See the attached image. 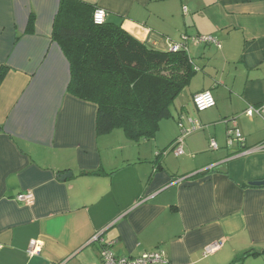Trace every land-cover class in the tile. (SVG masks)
Instances as JSON below:
<instances>
[{"label":"crops","instance_id":"1","mask_svg":"<svg viewBox=\"0 0 264 264\" xmlns=\"http://www.w3.org/2000/svg\"><path fill=\"white\" fill-rule=\"evenodd\" d=\"M82 1L151 48L184 44L196 73L152 138L99 134L98 105L68 92L53 40L60 0H0V264H103L104 245L119 257L162 251L159 264H264V186L252 184L264 149L250 151L264 143V0ZM204 90L217 105L198 112ZM232 118L244 142L230 147ZM191 119L203 127L176 155ZM28 192L32 202L16 199Z\"/></svg>","mask_w":264,"mask_h":264},{"label":"trees","instance_id":"2","mask_svg":"<svg viewBox=\"0 0 264 264\" xmlns=\"http://www.w3.org/2000/svg\"><path fill=\"white\" fill-rule=\"evenodd\" d=\"M95 8L82 0H60L53 40L70 63L68 92L98 105L99 134L120 128L135 140L152 138L196 67L184 44L177 51L159 50L120 24H95ZM4 75L1 69L0 82Z\"/></svg>","mask_w":264,"mask_h":264},{"label":"built area","instance_id":"3","mask_svg":"<svg viewBox=\"0 0 264 264\" xmlns=\"http://www.w3.org/2000/svg\"><path fill=\"white\" fill-rule=\"evenodd\" d=\"M106 16L107 12L102 8H95L93 13V21L95 24H103L106 22ZM200 42H216V40L209 36H201L197 38ZM183 46L182 43H176L171 45V49L173 51L179 50ZM193 103L195 106V109L198 112H203L208 109H211L217 105L216 99L213 95V93L210 90H204L201 92H198L193 97ZM262 112L261 108L250 106L245 110V114L249 117L254 116V114H260ZM192 122V125L187 128L184 126V124L180 123V135L176 138L175 142L173 143L171 149L174 151L176 155H183L184 154V145H185V138L186 136L200 128L203 127V125L198 120H190ZM230 123V126L227 129V136H228V146L232 147L235 144L241 145L244 142V136L241 132V130L238 127L237 120L235 118H232L228 120ZM209 147L212 150L218 149V143L217 141L212 138L209 142ZM264 149V143L260 144L259 146L250 149V151L253 150H259ZM249 151V150H248ZM17 200L21 202H32L34 199V196L32 193H21L16 197ZM100 237L98 235L93 237V240H99ZM221 243L216 242L213 244H210L206 248V253H212L215 250H217L220 247ZM41 248V242L38 240H32L30 243L29 253L31 255L37 253ZM102 261L103 264H159L161 262L165 261L164 253L162 251H152V252H144L142 255L136 256V257H119L116 256L112 250L110 249L109 245H105L102 250Z\"/></svg>","mask_w":264,"mask_h":264},{"label":"water","instance_id":"4","mask_svg":"<svg viewBox=\"0 0 264 264\" xmlns=\"http://www.w3.org/2000/svg\"><path fill=\"white\" fill-rule=\"evenodd\" d=\"M70 174H64L62 177L65 178ZM253 185L264 186V180L252 182Z\"/></svg>","mask_w":264,"mask_h":264}]
</instances>
